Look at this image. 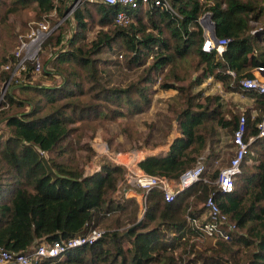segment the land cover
Segmentation results:
<instances>
[{
    "label": "trees",
    "instance_id": "obj_1",
    "mask_svg": "<svg viewBox=\"0 0 264 264\" xmlns=\"http://www.w3.org/2000/svg\"><path fill=\"white\" fill-rule=\"evenodd\" d=\"M69 1L12 0L11 10L32 7L37 19L52 11L63 17ZM167 1L172 10L140 5L132 10L127 25L114 22L121 7L99 0L82 1L72 13V34L64 39L59 25L45 41L44 46L57 50L43 60L41 73L55 82L29 83L34 75L31 66L19 81H11L2 103L7 107L0 113L8 131L6 138H0V246L26 252L42 241L80 236L88 224L95 226L97 218L125 210L128 203L137 206L135 199H115L124 167L106 162L85 175L73 164L67 140L77 122L142 112L150 103L149 91L158 75H162L159 88L176 90L184 98L185 105L177 115L179 135L165 152L137 161L138 168L176 180L206 148L213 151L218 129L233 133L240 113L227 117L219 94L194 93L192 89L211 76L224 90L236 91L241 78H253L254 70L264 67V26L251 32L255 28L251 22L264 24V6L257 0ZM205 13L214 22L215 36L229 39L222 56L201 48L203 32L198 19ZM90 30L95 32L88 40ZM104 52H119L124 66H144L143 73L127 86H105L103 66L110 61L99 57ZM189 60L193 75L185 70ZM7 61L3 56L0 64ZM9 76L2 71L0 84ZM14 86L33 95L18 97L12 91ZM244 92L255 98L258 111L253 120L245 112L247 139L257 132L255 123L264 112V94ZM13 109L18 111L11 112ZM217 174L218 170L206 171L208 182L193 183L171 201H165L162 192L151 190L140 224L136 225L139 219L135 216L123 229L104 231L93 244L68 249L55 263L264 264V139L250 145L232 192L217 189L213 184ZM211 193L236 222L237 235L231 243L216 241L219 247L207 254L193 249L191 240L198 232L188 225L186 215H201L204 209L197 207Z\"/></svg>",
    "mask_w": 264,
    "mask_h": 264
},
{
    "label": "rangeland",
    "instance_id": "obj_2",
    "mask_svg": "<svg viewBox=\"0 0 264 264\" xmlns=\"http://www.w3.org/2000/svg\"><path fill=\"white\" fill-rule=\"evenodd\" d=\"M75 1L76 0H70L67 3V10L72 7ZM257 1L264 6V0ZM11 2L12 0H0V61L1 58L5 56L6 59H8L7 62L11 60L12 52L17 45L18 35L27 32L30 25L43 20L53 25L63 18L59 17L55 11H52L48 15H43L41 18L37 19L36 13L32 7L13 11L11 10ZM258 25L261 24L258 23ZM60 26L63 28L64 39H67V37L72 34L75 27L72 21V15H68V18L65 21L63 20ZM94 32L95 30L88 31L86 34L88 40L94 36ZM55 50H57V47L51 45L44 46L41 54L42 65L43 60L49 57ZM118 53L119 52H104L99 55L100 58L110 61V63L103 66L105 72H103L102 81L107 87L127 86L143 73L144 66L131 69L124 66L122 57ZM190 61L191 60L187 61V64L190 65L189 67L185 64V70L192 72V62ZM7 62L0 64V75L1 72L4 71L2 68L3 65ZM148 63H150V60H148ZM183 71L184 70H181L180 73ZM193 74L194 72H192V75ZM161 78L162 75H158L156 82L151 86L152 90L149 91L150 103L142 112L115 117H112V114H108V116L104 118L101 117L87 123L81 121L72 125L76 127V130L69 135L67 141L70 142V152L73 154L75 160L73 164H76L78 168H82L85 175L92 173L106 162L113 164L117 163L125 168V165L117 162L118 160L122 163H126L133 169V162L136 159L139 161L148 155L165 152L169 141H172V137L178 132L177 115L178 111L184 107L185 103L184 98L178 91L173 89L163 90L158 87ZM20 79L22 81V78ZM54 82L55 80L48 79L42 72L38 75L34 74L33 78H30L29 83L51 84ZM9 85L10 83L6 85L5 82L0 84V95L2 93L6 95ZM203 90L202 85L192 89L194 93L201 91L206 94V91ZM12 91L18 97L33 95L31 91L25 92L18 86H14ZM208 91L219 94V103L225 115H229L230 113L237 114L239 112V103L233 104L232 102V98L235 95H227L224 92L221 93L220 88H216L215 90L209 89ZM88 97L89 95H84L83 99L86 100ZM6 107L7 106L4 108ZM23 110L27 111L28 107L23 108ZM15 111L18 110L13 109L11 112ZM1 112L2 110L0 113ZM218 130L219 140L217 144L212 146L213 151L210 152L209 148H206L202 153L207 166L206 171L209 174L215 170L219 171L221 167L227 164L232 156L230 147L232 132H228L226 129ZM7 134L8 131L6 126H4L3 122L0 120L1 140L6 138L8 136ZM88 146L93 152L88 149ZM124 187L127 188L126 186ZM134 190L138 191V189ZM174 190H176V188H174ZM121 199L125 198L121 196ZM141 205L143 206V199L139 198V204H137V206L134 203H128L125 210H117L110 216H100L97 218L94 225L102 231L112 230L117 227L123 229L131 223V220H134L135 216L138 219L142 216L140 213ZM191 244H193L194 250L205 251L207 254H211L213 248L217 249L219 247L217 242L204 237L191 240ZM240 261H242V259ZM226 264H230V262Z\"/></svg>",
    "mask_w": 264,
    "mask_h": 264
},
{
    "label": "built area",
    "instance_id": "obj_3",
    "mask_svg": "<svg viewBox=\"0 0 264 264\" xmlns=\"http://www.w3.org/2000/svg\"><path fill=\"white\" fill-rule=\"evenodd\" d=\"M83 0H76L72 7L68 9L62 20L50 25L47 21H38L30 25L27 32L18 35L17 45L12 52V58L9 62L3 65V70L10 73L9 79L5 82L6 85L11 83L13 79L19 81L23 73L31 66L33 74H40L43 65L41 61V54L43 52L46 39L51 33L61 24V22L72 15L74 9ZM108 5H116L121 7L114 19L118 25H127L132 21V10L140 5L142 6H158L163 10H172L170 3L167 0H99ZM209 13H205L198 19L199 25L203 32L202 50H214L217 56H222L229 42L228 38H212L211 31L214 29L213 23L208 19ZM211 17V16H210ZM45 19V18H44ZM255 28L252 33L261 29L264 24L251 23ZM254 77H243L239 80V89L242 91H254L258 94H264V78L261 73H264V67H258L254 70ZM234 76L233 71H228ZM5 101L4 93L0 95V111L5 106L2 103ZM254 119V118H253ZM256 134H247V117L244 113H240L238 123L231 134L230 144L232 156L227 164L220 168L213 184L222 193H230L235 189V180L243 170V163L250 152V145L257 139H264V112L256 121ZM103 150V149H102ZM137 156V155H136ZM135 156V157H136ZM119 159V158H118ZM205 158L200 155L195 164L186 169L176 180H170L162 175H151L142 171L133 162V169L126 163L115 160L122 165H125V175L117 184L115 199L121 200V196L127 195V188L138 189L143 199V206L141 205V214L143 215L146 209V195L151 190H158L162 192L165 201H171L182 190L188 188L193 183L203 180H209L205 176L207 166ZM117 164V163H115ZM120 165V164H118ZM98 167L95 171L99 170ZM93 171V172H95ZM92 172V173H93ZM126 186L127 188H125ZM176 188V190H174ZM125 198H128L125 196ZM203 208L204 211L198 217L192 218L189 214L186 215L188 225L192 230H196L198 235L195 238H208L213 241H220L223 243H231L237 235V225L234 220H231L227 213L223 212L219 204L214 198V193H211L207 199L197 207ZM114 211L106 213L105 216H110ZM104 231L88 224L86 232L80 236L72 237L67 240L42 241L38 245L32 247L29 251L12 252L0 246V264H56L54 259H60L63 254L72 248L81 245L93 244L97 239L103 235ZM46 260H49L45 262Z\"/></svg>",
    "mask_w": 264,
    "mask_h": 264
},
{
    "label": "crops",
    "instance_id": "obj_4",
    "mask_svg": "<svg viewBox=\"0 0 264 264\" xmlns=\"http://www.w3.org/2000/svg\"><path fill=\"white\" fill-rule=\"evenodd\" d=\"M255 72V71H254ZM262 78H264V73H261ZM213 81V82H212ZM214 84V85H213ZM202 85V88L206 91V95H212L214 94L215 92L211 93L209 92L208 90L209 89H216V88H220V92H224L225 94L227 95H235L233 98H232V102L233 104L235 103H239V112L240 113H244L245 112H249L250 114V119L253 120V118L255 119L257 116H258V111L256 109V100L254 97H252L249 93H245L244 91L238 89L236 91H227V90H224L221 83L217 82L213 77H208L204 80V82L201 84ZM200 85V86H201ZM203 90V91H204ZM219 91V89H218ZM219 93V92H217ZM222 110V109H221ZM243 111V112H242ZM238 112V113H239ZM228 117V115H226ZM178 132L175 134V136L172 137L171 140H173L176 136H178ZM171 143V141H169V144ZM169 144L167 145V149H168V146ZM165 149V151L167 150ZM138 161V159L135 160V163ZM127 191V195H124V198L125 196L128 197V199H135V201L137 202V204H139V198H141V193L138 192L137 190H134L132 188H127L126 189ZM127 199V198H125ZM124 199H121V201H123Z\"/></svg>",
    "mask_w": 264,
    "mask_h": 264
},
{
    "label": "water",
    "instance_id": "obj_5",
    "mask_svg": "<svg viewBox=\"0 0 264 264\" xmlns=\"http://www.w3.org/2000/svg\"><path fill=\"white\" fill-rule=\"evenodd\" d=\"M208 19H209L210 22L213 23V26H214V22L212 21L210 15H208ZM211 36H212V38H215V31H214V29H212V31H211ZM141 218H142V216L139 218V220L137 221L136 225L140 224V222H141V221H140Z\"/></svg>",
    "mask_w": 264,
    "mask_h": 264
},
{
    "label": "bare ground",
    "instance_id": "obj_6",
    "mask_svg": "<svg viewBox=\"0 0 264 264\" xmlns=\"http://www.w3.org/2000/svg\"><path fill=\"white\" fill-rule=\"evenodd\" d=\"M138 156V155H137Z\"/></svg>",
    "mask_w": 264,
    "mask_h": 264
}]
</instances>
